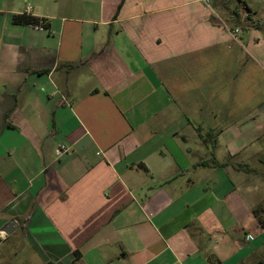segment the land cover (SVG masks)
Returning a JSON list of instances; mask_svg holds the SVG:
<instances>
[{"label": "crops", "instance_id": "obj_1", "mask_svg": "<svg viewBox=\"0 0 264 264\" xmlns=\"http://www.w3.org/2000/svg\"><path fill=\"white\" fill-rule=\"evenodd\" d=\"M28 6L43 30L13 20ZM261 205L264 0H0V242L244 264Z\"/></svg>", "mask_w": 264, "mask_h": 264}, {"label": "rangeland", "instance_id": "obj_2", "mask_svg": "<svg viewBox=\"0 0 264 264\" xmlns=\"http://www.w3.org/2000/svg\"><path fill=\"white\" fill-rule=\"evenodd\" d=\"M261 215V217L264 219V205H261L256 208ZM257 220V219H256ZM254 228H258L260 231H264V227L260 226L258 222L253 224ZM252 227V230L254 229ZM11 238V240H8L7 242H4L1 240L0 242V264H30L29 257H28V251L23 244V241L21 237L19 238ZM213 237V236H212ZM218 238L213 237L211 239V242H216ZM14 242V247H10L11 244ZM262 247V246H261ZM259 247V248H261ZM14 249H17L18 251H13ZM257 254L255 256L247 255L241 262L244 264H257V262L264 264V247L256 251ZM257 257V258H254Z\"/></svg>", "mask_w": 264, "mask_h": 264}, {"label": "built area", "instance_id": "obj_3", "mask_svg": "<svg viewBox=\"0 0 264 264\" xmlns=\"http://www.w3.org/2000/svg\"><path fill=\"white\" fill-rule=\"evenodd\" d=\"M30 13H31V7L28 6L25 8L23 14L27 16V15H30ZM30 26L36 30H43L45 27V20L44 19H38L36 23L31 24ZM239 33H240V31L238 29H233L230 31V34H231V37L233 40L238 39ZM65 151H66V149L63 146H61V149L59 152L63 153Z\"/></svg>", "mask_w": 264, "mask_h": 264}, {"label": "trees", "instance_id": "obj_4", "mask_svg": "<svg viewBox=\"0 0 264 264\" xmlns=\"http://www.w3.org/2000/svg\"><path fill=\"white\" fill-rule=\"evenodd\" d=\"M13 20L15 22H18V23L31 25V24L36 23L38 19L32 18V17H27L25 15H21V16H15ZM253 214H254L255 218L257 219L258 224L260 226L264 227V219L261 217V215L259 214L257 209L253 210Z\"/></svg>", "mask_w": 264, "mask_h": 264}, {"label": "water", "instance_id": "obj_5", "mask_svg": "<svg viewBox=\"0 0 264 264\" xmlns=\"http://www.w3.org/2000/svg\"><path fill=\"white\" fill-rule=\"evenodd\" d=\"M18 228L19 225L17 222L15 220H10L2 227L1 232H3L5 236H9Z\"/></svg>", "mask_w": 264, "mask_h": 264}]
</instances>
